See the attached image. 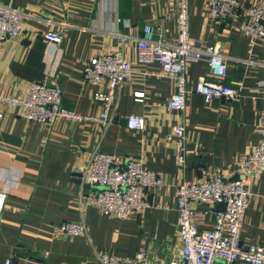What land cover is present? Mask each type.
Wrapping results in <instances>:
<instances>
[{"label": "crops", "instance_id": "0c3cea01", "mask_svg": "<svg viewBox=\"0 0 264 264\" xmlns=\"http://www.w3.org/2000/svg\"><path fill=\"white\" fill-rule=\"evenodd\" d=\"M173 1L0 0L24 15L21 34L0 47L1 95L21 97L31 83L58 86L64 108L98 116L101 109L92 95L102 88L83 82L85 64L123 47L134 69L131 79L116 90L114 119L106 129L90 123L40 126L26 122L19 109H3L0 190H6L7 199L0 213V264L9 258L13 264H100L97 254L132 258L141 251L168 259L179 250L177 185L201 180L210 172L233 178L238 160L264 139L258 128L264 103L257 88L264 80V47H251L241 34L243 12L222 24L207 15L203 0H188L190 39L220 48L227 76L217 83L240 85L242 92L231 102L205 103L193 88L207 78V65L202 61L187 65L190 93L182 113L186 141L178 159L177 145L168 139L178 115L165 111L174 93L173 81L158 77L156 64L139 68L135 52L145 25L159 29L166 43L172 41ZM259 1L238 0L243 7ZM48 32L62 36L58 47H48L43 38ZM145 72L149 76L142 75ZM135 93L143 94L140 102ZM129 116L143 117L144 130H128ZM95 151L120 160L140 158L146 170L162 176L163 185L149 192L148 208L117 221L87 204L89 190L74 174ZM11 175L16 182L7 189ZM248 189L252 198L240 231L241 245L264 246V173ZM195 211L197 231L210 230L216 208L200 204ZM63 222H82L85 235L56 237L53 228Z\"/></svg>", "mask_w": 264, "mask_h": 264}, {"label": "built area", "instance_id": "2783aa9c", "mask_svg": "<svg viewBox=\"0 0 264 264\" xmlns=\"http://www.w3.org/2000/svg\"><path fill=\"white\" fill-rule=\"evenodd\" d=\"M205 12L216 20H234L243 12L245 18L240 26L241 34L252 45L264 47V0L243 7L238 0H203ZM170 14L175 24V34L170 43L162 40L159 29L151 25L143 27V37L136 40V64L139 68L156 64L158 77L170 78L174 93L165 106L168 113H176L177 121L169 140L177 145L180 159L186 141V126L182 113L190 93L187 86V65L202 61L207 65V78L199 79L193 92L202 96L205 103L213 99L231 102L240 97L242 87L222 86L217 81L227 76L225 56L217 45L205 46L189 36L188 0H174ZM24 15L0 3V47L14 40L23 31ZM155 37H158L155 39ZM49 48H56L62 36L48 32L43 36ZM134 74L132 64L124 57L123 47L114 52L102 53L91 58L83 69V82L102 89L92 95L93 102L100 106L98 116H83L62 105V92L58 86L31 83L21 97L0 94V119L3 109H19L22 118L40 126H52L57 122L75 124L90 123L106 129L114 119L117 105L116 90L130 80ZM149 76L148 72L143 73ZM264 103V80L257 83ZM140 102L142 93H135ZM126 127L131 131H142L145 120L139 116L126 118ZM258 128L264 136V110ZM83 188L87 204L103 216L123 221L134 214H140L150 206L149 192L163 185L162 176L144 168L140 158L120 160L114 155L95 151L85 167L75 170ZM264 173V139L248 154L242 156L233 178H225L217 172H210L201 180L181 182L177 185L175 209L178 216L177 234L179 250L166 259L141 251L132 258H121L107 253L96 255L100 264H264V246L241 245L240 231L245 212L252 198L248 185ZM16 178L10 176L6 188L15 185ZM7 199L6 190H0V213ZM206 204L215 207L224 204L223 211L214 214L213 226L205 232H198L194 223L195 208ZM54 235L61 238H76L85 235L82 222H63L53 228ZM47 255V254H45ZM4 264H13L9 258Z\"/></svg>", "mask_w": 264, "mask_h": 264}, {"label": "water", "instance_id": "95a60500", "mask_svg": "<svg viewBox=\"0 0 264 264\" xmlns=\"http://www.w3.org/2000/svg\"><path fill=\"white\" fill-rule=\"evenodd\" d=\"M226 22H230V20H222L221 21V23L223 24V23H226ZM126 121V120H125ZM74 176L75 177H77V178H79V175L77 174V173H75L74 174ZM78 181H79V179H78ZM80 182V181H79ZM224 207H225V205L224 204H217L216 206H215V208H216V211H223L224 210Z\"/></svg>", "mask_w": 264, "mask_h": 264}]
</instances>
